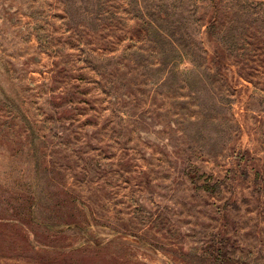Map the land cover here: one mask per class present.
<instances>
[{"label": "rangeland", "instance_id": "374dc122", "mask_svg": "<svg viewBox=\"0 0 264 264\" xmlns=\"http://www.w3.org/2000/svg\"><path fill=\"white\" fill-rule=\"evenodd\" d=\"M220 237L264 261V1L0 0V264Z\"/></svg>", "mask_w": 264, "mask_h": 264}, {"label": "trees", "instance_id": "16d2710c", "mask_svg": "<svg viewBox=\"0 0 264 264\" xmlns=\"http://www.w3.org/2000/svg\"><path fill=\"white\" fill-rule=\"evenodd\" d=\"M210 70H213V69H210ZM214 70H213L214 72L213 71H210V72L214 73L213 76H217L219 72L216 69ZM243 172L245 176H248V173L246 170H244ZM188 176L191 180L196 181V178H195L196 175H194L193 172H189ZM193 183H196V182H193ZM224 184H225V181L216 180L213 183H206L205 185H203V187L207 189L208 191L210 190L218 191L219 189H222V186ZM49 227L52 228L51 226ZM229 244H230L229 237H220L219 240L218 238H214L212 239V241L207 243L205 248H202L201 250H197L196 252L193 251L190 255H187V257L192 258V260H194V262H197V264H207V262H211L213 264H264V261H260V262L247 261L239 253L237 254L233 251H230V249H228Z\"/></svg>", "mask_w": 264, "mask_h": 264}, {"label": "crops", "instance_id": "0c3cea01", "mask_svg": "<svg viewBox=\"0 0 264 264\" xmlns=\"http://www.w3.org/2000/svg\"><path fill=\"white\" fill-rule=\"evenodd\" d=\"M264 1V0H263Z\"/></svg>", "mask_w": 264, "mask_h": 264}]
</instances>
